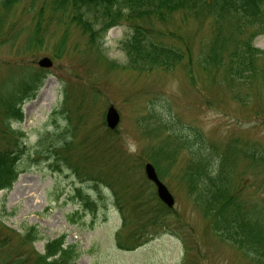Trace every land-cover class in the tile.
<instances>
[{
	"label": "rangeland",
	"instance_id": "obj_1",
	"mask_svg": "<svg viewBox=\"0 0 264 264\" xmlns=\"http://www.w3.org/2000/svg\"><path fill=\"white\" fill-rule=\"evenodd\" d=\"M35 23L22 7L0 8V100L36 82L21 118L0 111V152L32 153L12 188L0 191V264H58L69 247L78 251L75 264H256L219 237L182 142L196 140L209 171L224 165L233 200L251 220L264 219V31L251 32L259 56L239 79L229 55L241 44L238 30L226 26L217 42L225 67L199 62L213 44L210 18L145 22L154 41L183 55L151 70L133 68L125 50L137 20L109 29L98 48L59 13ZM35 42L38 49L18 51ZM46 57L50 68L39 65ZM111 106L120 115L114 130ZM147 163L174 196L173 209L147 179Z\"/></svg>",
	"mask_w": 264,
	"mask_h": 264
},
{
	"label": "trees",
	"instance_id": "obj_2",
	"mask_svg": "<svg viewBox=\"0 0 264 264\" xmlns=\"http://www.w3.org/2000/svg\"><path fill=\"white\" fill-rule=\"evenodd\" d=\"M22 7L25 13L33 15V19L42 27V22L53 14L59 13L66 24H74L82 30L88 38V47H99L104 42L109 29L123 22L139 21L141 24L132 28L130 39L125 41V50L129 62L138 70L163 69L175 66L183 61V55L175 52L171 46H165L152 39L154 22L169 23L178 14L182 17L200 16L213 20L215 25L212 32L213 44L209 50L201 53L199 62L212 60L215 68L225 67L221 50L223 45L217 42L223 41L222 31L226 26L241 33L238 46L230 52L231 68L233 75L242 78L254 70V57L259 56V51L254 49L251 32L257 35L264 31V0H0L1 9H15ZM51 14L46 19L45 16ZM146 24L152 25L149 29ZM145 28V29H144ZM255 30V31H253ZM230 31V30H229ZM231 32V31H230ZM40 29L36 34L39 36ZM41 42H35L32 46L25 44L18 50L25 52L29 48L38 49ZM216 49L217 53L212 54ZM56 55V53H55ZM204 56V58H203ZM256 66V65H255ZM239 78V79H240ZM36 82L22 84L18 88L9 90L0 100V111L5 118H21V106L23 96L30 94ZM191 139V137H189ZM184 140L182 145L190 151L189 163L193 167L192 178L195 181V193L199 194L204 202L205 213L216 219L215 227L223 240L232 243L239 251L252 255L256 264H264V219L254 221L248 218L239 205L235 202L227 181L228 172L224 165H218L214 172L209 171L205 158L197 151V142ZM50 146L48 150H51ZM32 159V153L22 151L0 152V191L9 190L25 171L26 165ZM264 159H260L263 162ZM158 167L161 161L153 158ZM201 166V169H200ZM216 172V173H215ZM205 182V183H204ZM207 184V186H206ZM237 210L231 217L229 211ZM228 213V215H226ZM213 221V220H212ZM29 237H37L38 232L30 229ZM54 241L47 246V252L52 257L56 250ZM54 247V248H53ZM78 251L69 247L61 251L55 263L75 264Z\"/></svg>",
	"mask_w": 264,
	"mask_h": 264
},
{
	"label": "water",
	"instance_id": "obj_3",
	"mask_svg": "<svg viewBox=\"0 0 264 264\" xmlns=\"http://www.w3.org/2000/svg\"><path fill=\"white\" fill-rule=\"evenodd\" d=\"M52 61L49 58H44L39 62V65L43 68H50ZM106 122L111 130L117 128L120 123V115L114 106H111L106 115ZM145 173L147 178L152 181L156 188L159 199L168 207L173 208L175 206V199L167 186L159 179L157 171L153 164L148 163L145 166Z\"/></svg>",
	"mask_w": 264,
	"mask_h": 264
},
{
	"label": "clouds",
	"instance_id": "obj_4",
	"mask_svg": "<svg viewBox=\"0 0 264 264\" xmlns=\"http://www.w3.org/2000/svg\"><path fill=\"white\" fill-rule=\"evenodd\" d=\"M131 150H134V148H133V149H131Z\"/></svg>",
	"mask_w": 264,
	"mask_h": 264
}]
</instances>
